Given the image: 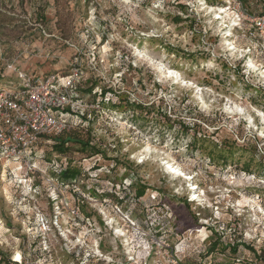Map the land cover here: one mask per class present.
<instances>
[{
	"label": "rangeland",
	"instance_id": "1",
	"mask_svg": "<svg viewBox=\"0 0 264 264\" xmlns=\"http://www.w3.org/2000/svg\"><path fill=\"white\" fill-rule=\"evenodd\" d=\"M261 15L264 0H0V88L78 66L91 121L27 182L0 159V264H264Z\"/></svg>",
	"mask_w": 264,
	"mask_h": 264
},
{
	"label": "built area",
	"instance_id": "2",
	"mask_svg": "<svg viewBox=\"0 0 264 264\" xmlns=\"http://www.w3.org/2000/svg\"><path fill=\"white\" fill-rule=\"evenodd\" d=\"M251 23L264 44V15L253 17ZM15 74V84L0 88V159L22 164L21 176L27 182L34 170L30 153L48 143L46 137L70 131L81 122L77 115L64 116L68 108L82 109L77 89L83 72L73 67L66 74H48L40 83L27 73Z\"/></svg>",
	"mask_w": 264,
	"mask_h": 264
},
{
	"label": "trees",
	"instance_id": "3",
	"mask_svg": "<svg viewBox=\"0 0 264 264\" xmlns=\"http://www.w3.org/2000/svg\"><path fill=\"white\" fill-rule=\"evenodd\" d=\"M85 82H84V80L81 82V84H84ZM109 88L107 89V88H103V89H101L100 91H98V92H94V100H93V105H94V109H93V111L95 110V112H99L100 110H101V108H103V107H101L100 106V104L105 100L104 98H103V96L106 94V93H109ZM77 93L80 95L81 94V87H79L78 89H77ZM82 95V94H81ZM82 98H84L83 96H82ZM81 98V96L79 97V99L81 100L82 99ZM99 99V100H98ZM106 101V100H105ZM88 103H90V102H88ZM101 107V108H100ZM84 110V114L82 115V114H80L81 112H82V109L80 108L79 110H74V109H71V108H68L66 111H65V113H67V115H65L64 116V118H70L71 119V117L70 116H68V114H70V115H77V116H79L80 117V120H81V122L80 123H78L77 125H76V127H74V128H72L70 131H67V132H63V133H61V134H59V135H54V136H49V137H46L45 138V140H47V141H49L48 143H46V144H41L40 146H38V148H36L35 150H34V152L32 151L31 153H30V155H31V162H32V159L33 158H38V159H43V157L45 156V154H43L42 153V148L44 147V146H49L50 148H51V150L52 151H54L57 155H64L65 153H67L68 152V150H70L68 147H66L67 146V143L68 142H70V140L72 139V137H77V133H78V130L81 128V126L82 125H84V124H88L89 125V122H91V121H89L88 119H87V113H88V111L87 110H85V109H83ZM87 119V123H85V122H83V120H86ZM79 144H80V142H79ZM82 144V143H81ZM82 146L83 147H88V144L87 143H84V144H82ZM35 152H37L38 154H37V156H35L34 155V153ZM41 153V154H40ZM69 159V158H68ZM67 165V167H65L64 169H62V166H63V164H61V165H59L58 166V173L60 174V177L61 178H64V180H68L69 179V177H71L72 176V174H74L73 172H75V170L74 169H72V167H70V165L67 163L66 164ZM69 166V167H68ZM33 173L34 172H31L30 173V175L31 176H33ZM33 188H34V185H33ZM31 189H32V186H31ZM103 192V191H102ZM104 193V192H103ZM128 193V192H127ZM105 195H107V194H109L111 197L113 196V194H112V191L111 192H105L104 193ZM142 194H143V191L142 190H138L137 191V196L139 197V196H142ZM127 196V194H126V192H124V195H123V197H126ZM123 197H120V198H123ZM120 201H122V199L120 200ZM51 203H52V201H51ZM57 236H58V234H57ZM58 238H59V236H58ZM237 244L236 245H234V246H232V247H229L230 248V250L232 251V253H235L236 252V250H237ZM213 249V248H212ZM211 251H213V250H211V249H209V250H206V253L207 254H209ZM71 257H73L74 258V254H73V256H71ZM1 260V259H0ZM14 264H17L16 262H13ZM99 264H105L104 262H100L99 261ZM258 264V263H257Z\"/></svg>",
	"mask_w": 264,
	"mask_h": 264
}]
</instances>
